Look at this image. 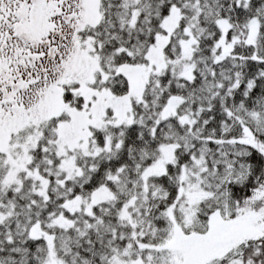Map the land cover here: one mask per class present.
I'll return each mask as SVG.
<instances>
[{
  "label": "snow or ice",
  "instance_id": "obj_1",
  "mask_svg": "<svg viewBox=\"0 0 264 264\" xmlns=\"http://www.w3.org/2000/svg\"><path fill=\"white\" fill-rule=\"evenodd\" d=\"M0 264H264V0H0Z\"/></svg>",
  "mask_w": 264,
  "mask_h": 264
}]
</instances>
